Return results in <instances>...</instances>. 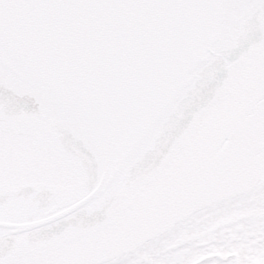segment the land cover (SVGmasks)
Instances as JSON below:
<instances>
[{
    "label": "snow or ice",
    "instance_id": "6c2138e0",
    "mask_svg": "<svg viewBox=\"0 0 264 264\" xmlns=\"http://www.w3.org/2000/svg\"><path fill=\"white\" fill-rule=\"evenodd\" d=\"M0 264H264V0H0Z\"/></svg>",
    "mask_w": 264,
    "mask_h": 264
}]
</instances>
